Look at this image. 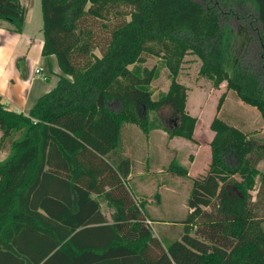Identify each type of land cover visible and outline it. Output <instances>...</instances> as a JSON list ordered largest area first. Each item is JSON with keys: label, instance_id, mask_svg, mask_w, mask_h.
Returning <instances> with one entry per match:
<instances>
[{"label": "trees", "instance_id": "obj_1", "mask_svg": "<svg viewBox=\"0 0 264 264\" xmlns=\"http://www.w3.org/2000/svg\"><path fill=\"white\" fill-rule=\"evenodd\" d=\"M41 2L43 54L56 55L62 74L28 114L0 96V148L10 143L0 161V253L18 236L68 238L80 225L107 221L95 192L130 225L120 240L130 264H264V220L257 212L264 205V171L257 166L264 138L218 114L226 92L210 123V167L192 178L183 232L169 244L146 223L143 197L139 208L126 184L132 161L118 153L127 122L146 133L160 129L148 114L166 107L177 119L163 127L168 136L196 141L198 117L187 110L188 86L177 80L189 53L201 58L200 75L215 88L226 82L264 119V0ZM26 11L21 0H0V21L17 32ZM148 55L160 56L171 76L158 99L152 82L159 70L144 65ZM169 170L189 176L177 159ZM42 221L70 227L56 232ZM58 246L54 240L44 258Z\"/></svg>", "mask_w": 264, "mask_h": 264}, {"label": "crops", "instance_id": "obj_2", "mask_svg": "<svg viewBox=\"0 0 264 264\" xmlns=\"http://www.w3.org/2000/svg\"><path fill=\"white\" fill-rule=\"evenodd\" d=\"M21 2L27 8L25 25L22 32L13 30L8 22L0 21V96L10 109L28 114L32 106L42 95L50 92L57 86L62 70L55 54L49 56L43 54L44 22L41 0H21ZM223 83L220 85L222 89L214 87L216 91L223 90V92H226V95L228 92L226 101L218 112L221 116L227 98L230 95V90L223 89ZM240 102L244 103L241 99ZM139 130H142L141 127L132 123L125 124L122 129L118 153L129 157L133 164L132 172L128 176L126 184L136 200L143 197L147 218L153 222L151 227L154 235L160 240H162L161 238L168 239L163 229L155 232L156 226L154 225L160 222L161 225L166 226L165 228L167 226L170 228L174 223L163 218H158L159 220H157L152 214L155 213L156 215L158 211L157 207L148 205V203H153L155 200L162 202L168 198L170 193L175 194L177 191L175 182L178 180V177H176V173L169 170L171 161L177 159V156L173 158V155L178 150L173 149L169 145L176 136L170 138L163 128L158 129L163 131L162 136L166 137L168 141L169 149H165L167 163L163 164H166V168L164 169L166 175L174 182L171 183L169 180L158 179V176L149 173L154 172L149 165V155L144 154V152L149 151V148L141 141L142 135ZM135 132L137 134L134 136L133 133ZM195 132L194 137L196 141L190 140V160L186 165L181 163L189 171V176L184 177L190 178V180L193 177L205 174L206 170L209 169L212 160L210 142L215 136V132L211 129L210 137L205 141L198 139ZM1 135L2 132L0 130ZM9 146L10 143L7 142L3 148H0V161L7 158ZM204 152L208 157L207 164L204 166V173H201L199 170H192ZM168 154L172 155L171 159ZM164 170L162 169L161 171ZM92 197L99 199L101 210L106 216L107 221L99 224L80 225L74 231L75 235L68 238L57 236L54 239L39 235L18 236L14 245L10 241L11 245L8 252L0 253V264H130V257L125 249L123 251L122 241H120L123 234L127 233L130 225L123 220L117 219L118 209L115 204L103 198H98L95 192L92 193ZM147 205L150 207V210H148ZM186 209L187 213H189L188 204L186 205ZM41 212L44 211L41 209ZM42 222L46 226L53 227L56 232L65 233L67 232L66 228L70 227V225H67L63 221ZM113 227L117 230H114ZM181 234L182 232L178 238ZM54 240L59 242V250L52 252L45 259V252ZM163 240L162 243L164 244Z\"/></svg>", "mask_w": 264, "mask_h": 264}, {"label": "rangeland", "instance_id": "obj_3", "mask_svg": "<svg viewBox=\"0 0 264 264\" xmlns=\"http://www.w3.org/2000/svg\"><path fill=\"white\" fill-rule=\"evenodd\" d=\"M96 52L100 54L99 50H96ZM146 59L147 60L144 63L145 66L151 68L156 65L159 70L157 77L152 82L153 98L158 99L159 96L166 92L170 86V72L165 66L164 60L160 56L148 55ZM201 65L202 60L197 54H187L185 56L182 69L178 74L177 80L188 86L189 90L187 110L190 112V114L198 116L199 118L196 124L195 135L198 139L207 141V139L210 137V123L217 113V104L221 94L223 93V90L216 91L212 81L207 77L200 75L199 70ZM223 87V89H226L225 82L223 83ZM219 89H222V87ZM240 99L241 98L234 90H230V95L227 98L225 108L222 112V117L230 123L238 125L245 132L250 133V135L264 138V119L261 116V112L249 104L240 102ZM225 101L226 98L224 102ZM139 116H141L140 113ZM148 118L150 124L162 128L164 126L172 127L177 120L176 117L170 113V109L168 107L159 112L149 111ZM139 132L142 135H140L141 141L144 142L147 148H149L148 152H144V154L149 155V165L154 170V172L149 173L158 176V179H166L169 180V182L174 183L173 180L168 175H166V171L164 170L166 168V164L163 163H167V156L165 154L166 150L169 148L167 138L162 136L163 131L155 129L154 131L148 133L143 132V130H139ZM135 134L137 133H133L134 136ZM190 143V140L178 136H176L169 143L173 149L178 150L175 152L176 155H173V158L174 156H177L179 163L186 165L190 160ZM168 155L171 159L172 155ZM207 160L208 157L204 152V154L199 157L198 163L192 170H199L202 173L205 171L204 166L207 164ZM257 166L261 171H264V158L260 159ZM162 169L164 171H161ZM206 172H208V170H206ZM176 177H178V180L175 182L177 188L175 194L170 193L168 198L164 199L162 202L155 200L153 203H148V205L157 207L158 211L156 215L155 213H152L153 216L157 218V220L163 218L174 223L170 228L168 226L165 228L166 226L161 225L160 222L154 225L156 226L155 232H159L162 229L166 232L168 239L161 238L162 240L164 239V244H169L170 242L176 240L179 234L183 232V220L188 214L186 209V200L190 195V191L193 186V180H190V178H186L184 176H179L177 174ZM259 186L260 181L258 180L256 188L252 190L254 199L257 198L256 196ZM153 199H155V197H153ZM148 208V210H150L149 206ZM257 212L259 216L263 217L264 220V205L261 204L257 208Z\"/></svg>", "mask_w": 264, "mask_h": 264}, {"label": "built area", "instance_id": "obj_4", "mask_svg": "<svg viewBox=\"0 0 264 264\" xmlns=\"http://www.w3.org/2000/svg\"><path fill=\"white\" fill-rule=\"evenodd\" d=\"M136 203H137V205L139 206V208H141L140 199L136 200ZM146 223H147L148 225H150V226H152V224H153L152 220H150V219H148V218H146Z\"/></svg>", "mask_w": 264, "mask_h": 264}]
</instances>
